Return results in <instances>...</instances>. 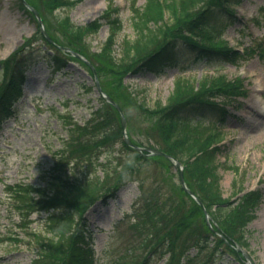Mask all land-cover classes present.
I'll return each mask as SVG.
<instances>
[{
	"label": "rangeland",
	"instance_id": "374dc122",
	"mask_svg": "<svg viewBox=\"0 0 264 264\" xmlns=\"http://www.w3.org/2000/svg\"><path fill=\"white\" fill-rule=\"evenodd\" d=\"M76 1L71 8L52 9L48 0H23L38 12L41 32L35 15L24 9L19 0H0V62L18 48L37 51L47 48L43 36L77 49L101 68L98 80L93 63L80 55L79 61H68V66L59 73H49L44 62L27 72L23 98L15 115L5 120L0 130V264H31L37 251L35 246L27 244L24 232L14 226L17 218L10 212L7 187L44 186L52 180L57 152L68 148L74 152L67 165L69 178L101 180L107 174L103 198L112 194L114 185L119 189L113 200L99 199L86 211V222L93 232L94 264H139L154 247V226L162 224V228H170L181 212H188L191 232L202 231L204 215L189 207L173 163L146 154L150 149L163 151L157 116L152 112L168 103L174 84L189 80L198 87L203 79L214 81L219 77L238 80L244 95L231 100L224 98L221 101L227 110L224 121L218 124L209 120L204 126L222 133L217 155L222 197L234 205L243 193L261 190L260 204L253 213L255 218L247 225V251H243L251 264H264V0H241L232 8L236 21L221 36L215 37L209 30L204 32L214 42L239 52L235 64L224 63L216 68L192 64L191 55L183 54L177 63L166 66L158 74L127 73L120 75L121 82H118L116 63L97 56L108 35L107 25L103 24L81 43L73 38L64 21L68 18L74 26H85L105 9H116L111 17L118 21L112 51L117 62L122 53L121 40L135 37L131 4L134 2L140 8L146 0ZM166 19L170 20L168 14ZM1 77L0 70V81ZM95 79L104 91L112 94L125 119L124 132L120 113L109 112L112 121L105 131L109 138L106 142L100 139L103 133L89 132L90 124L87 131L75 138L66 124L83 125L97 106ZM124 137L144 149L142 159L133 157L134 153L124 146ZM227 165L236 167V174L224 167ZM182 174L184 178L183 171ZM233 180L236 187L231 184ZM44 217V214L34 215L31 226L44 228L41 225ZM187 233L186 229L179 234L176 231L180 243ZM14 237L21 241L15 243ZM129 250L133 255H129ZM194 253L195 250H190L191 255ZM148 264H163V261H153L152 256ZM213 264L238 263L225 252Z\"/></svg>",
	"mask_w": 264,
	"mask_h": 264
},
{
	"label": "trees",
	"instance_id": "16d2710c",
	"mask_svg": "<svg viewBox=\"0 0 264 264\" xmlns=\"http://www.w3.org/2000/svg\"><path fill=\"white\" fill-rule=\"evenodd\" d=\"M240 2L241 0H146L140 8H136L132 2L130 19L135 37L132 40H121L122 53L117 62L112 51L118 21L111 17L116 9H105L98 18L85 26H74L68 18L64 22L73 38L81 43H84L88 35L96 33L103 24L107 25L108 35L97 56L116 63L118 82H121L120 75L127 73L158 74L166 66L177 63L183 54L191 55L192 64H209L214 68L224 63L235 64L240 57L239 52L227 48L224 43L221 45L214 42L204 32L209 30L213 36H221L224 29L236 21L232 8ZM18 3L31 13L22 0ZM76 3V0H48L52 9L71 8ZM167 14L169 21L166 19ZM42 38L47 48L41 51L18 48L7 60L0 62V130L5 120L15 115L20 98H23L28 71L39 62H44L48 72L54 74L63 71L68 66V61H79L78 57L62 47L85 56L71 46L58 44L54 39ZM93 65L99 80L101 68L96 63ZM203 80L198 87L189 80H178L168 103L152 113L157 116L156 124L159 138L164 145V153L181 163L186 186L202 202L212 225L209 226L202 216L203 230L198 233L191 232L188 212H181L179 219L170 228H162V224L155 225L154 247L139 264H148L152 256L153 261L163 260V264H213L225 252L238 264H246L242 253L236 247L247 250V225L255 218L253 213L260 204L262 193L260 189L243 193L234 205L222 197L218 184L220 176L217 174L220 167L217 163L218 144L222 141V133L204 126V122L208 124L209 120L218 124L223 122L227 110L225 103L221 101L224 98L231 100L235 96L244 95V91L238 80L227 81L223 77L214 81ZM93 87L95 88V84ZM104 92L115 100L110 92ZM220 98L222 99L219 102ZM96 99L98 104L83 125L76 122L66 123L74 138L82 131H87L90 124V133H103L100 139L108 141L105 131L112 121L109 112H115L116 109L101 95ZM119 134L121 135L120 131ZM123 143L134 153L133 157H144L145 152L140 153L130 148L126 142ZM73 153L70 148L57 152L51 173L52 180L46 181L44 186L18 184L7 187L10 212L17 218L14 226L24 232L27 244L37 249L31 264H94L91 256L93 232L86 222V211L99 199L105 201L110 197L113 200L119 189L114 185L112 194L103 198L102 189L106 184L107 174L103 180L96 178L82 181L69 178L67 165ZM224 167L234 174L237 172L234 166ZM231 184L236 187L235 180ZM180 189L188 199L191 205L189 207L194 212L203 214L197 202L182 187ZM239 190L242 191V188ZM39 214L45 215L41 224L44 228L34 229L31 226L34 223L32 217ZM184 229L188 233L180 243L175 233L178 231L179 234ZM13 240L15 243L21 241L17 237ZM189 250H195V253L190 255ZM128 253L133 255L132 250Z\"/></svg>",
	"mask_w": 264,
	"mask_h": 264
},
{
	"label": "water",
	"instance_id": "95a60500",
	"mask_svg": "<svg viewBox=\"0 0 264 264\" xmlns=\"http://www.w3.org/2000/svg\"><path fill=\"white\" fill-rule=\"evenodd\" d=\"M32 9V8H31ZM32 11L36 14V16H37V18H38V20H39V24H40V22H41V20L39 19V16H38V14H37V12L34 10V9H32ZM73 54V53H72ZM96 84H97V88L99 89V90H101L100 89V87H99V84H98V81H97V79H96ZM104 97L107 99V101L109 102V103H111L112 105H114L115 107H116V109L119 111V113H120V115H121V127H122V130L125 132V119H124V116L122 115L123 113H122V111H121V109H120V107L112 100V99H110L109 97H107V96H105L104 95ZM124 139H125V141L127 142V144H129L130 146H132L133 148H135V149H137V150H139V151H141L142 150V148H140V147H137V146H134L130 141H129V139L127 138V137H124ZM149 155H161V156H164L165 158H167V159H169V160H171L172 162H173V164H174V166H175V168L178 170V172H179V177H180V183H181V185L180 186H182L183 188H184V190L189 194V196H191L193 199H195L196 200V202H197V204H199V206H201L202 208H203V206H202V203L194 196V194L186 187V185H185V183H184V179H183V174H182V167H181V165H180V163H179V161H177L175 158H173V157H171V156H169V155H166L165 153H163V152H161V151H159V150H154V149H152V150H149ZM203 211H204V209H203ZM204 213H205V217L207 216V213L204 211ZM207 218V217H206ZM243 254H244V257L247 259V260H249V257H247L248 255L246 254V253H244L243 252ZM251 264V263H250Z\"/></svg>",
	"mask_w": 264,
	"mask_h": 264
}]
</instances>
